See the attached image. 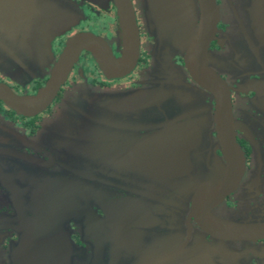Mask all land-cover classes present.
<instances>
[{"label":"flooded vegetation","instance_id":"1","mask_svg":"<svg viewBox=\"0 0 264 264\" xmlns=\"http://www.w3.org/2000/svg\"><path fill=\"white\" fill-rule=\"evenodd\" d=\"M128 2L136 41L117 0H0V85L20 99L59 82L30 114L0 98V264H264V0H214L204 58L229 91L243 169L205 212L195 203L227 161L215 99L186 67L199 16L184 37ZM169 61L197 98L94 99L156 88Z\"/></svg>","mask_w":264,"mask_h":264},{"label":"water","instance_id":"2","mask_svg":"<svg viewBox=\"0 0 264 264\" xmlns=\"http://www.w3.org/2000/svg\"><path fill=\"white\" fill-rule=\"evenodd\" d=\"M147 1L152 9L159 15L163 14V19L161 20L159 17L158 20L168 21L167 25L169 28H173L175 26L177 27L176 32H179V27L181 26L182 28L183 26L184 37L188 35L187 28L199 16V32L197 37L194 39V44L190 49L189 54H187L185 58L186 67L196 83L201 88L212 94L215 99L217 109L216 131L227 161V168L223 183L219 186L216 185L206 188L200 193L195 203V211L205 212L208 211L214 204H218L225 193H228L235 188L243 169L242 153L234 137L229 91L223 80L208 70L206 66L207 59L204 58L210 36L216 22L217 10L215 2L214 0H198L199 9H197L194 0ZM117 3L122 17L125 36L129 40L134 38L136 41V27L129 2L128 0H117ZM171 24H173V26ZM59 28L60 27L53 28V33H58ZM189 35L191 34L189 33ZM0 48L5 50L1 45ZM136 53L137 50H135V57ZM14 61L17 62L15 59ZM23 68L28 72L25 66H23ZM173 71V63L169 61L167 78L162 77L163 81L156 88L154 87L151 89L148 88L137 91L135 94L132 93L133 95L126 94L125 96H116V93L113 92H99V94L94 93L93 96L95 100H99V106H102L103 109L110 110L113 108L114 102L119 99L129 103L131 101L138 100H156L161 98L163 95H166L168 99L177 100L197 98L196 94L198 93V89L188 83L185 77L174 76ZM58 85L59 82H53L49 84L47 88H45L38 96L20 99L15 98L11 91L0 85V98L16 105L18 108L23 110L25 114H30L34 112V110H38L44 102L50 100L52 94L56 92ZM211 221L212 220L209 217L204 219V227L207 229L211 228Z\"/></svg>","mask_w":264,"mask_h":264},{"label":"bare ground","instance_id":"3","mask_svg":"<svg viewBox=\"0 0 264 264\" xmlns=\"http://www.w3.org/2000/svg\"><path fill=\"white\" fill-rule=\"evenodd\" d=\"M256 13H259V11L258 12H256ZM54 28V26H51V29H53Z\"/></svg>","mask_w":264,"mask_h":264}]
</instances>
